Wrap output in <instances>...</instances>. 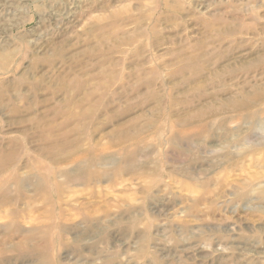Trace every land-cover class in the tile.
Wrapping results in <instances>:
<instances>
[{"label":"rangeland","instance_id":"1","mask_svg":"<svg viewBox=\"0 0 264 264\" xmlns=\"http://www.w3.org/2000/svg\"><path fill=\"white\" fill-rule=\"evenodd\" d=\"M263 111L264 0H0V264H264Z\"/></svg>","mask_w":264,"mask_h":264},{"label":"bare ground","instance_id":"2","mask_svg":"<svg viewBox=\"0 0 264 264\" xmlns=\"http://www.w3.org/2000/svg\"><path fill=\"white\" fill-rule=\"evenodd\" d=\"M263 110V109H262ZM250 112V111H249ZM250 115V114H249ZM248 115V116H249ZM262 115H264V111L262 112ZM252 117H253V115H251L250 117H248L247 118V120L248 119H252ZM261 117V116H260ZM256 119V118H255ZM176 130H178V129H176ZM182 134H185V130H183L182 131ZM174 139V138H173ZM179 139V138H178ZM260 139H261V141H263L264 142V136H260ZM243 140V139H242ZM139 148V147H138ZM83 156V155H82ZM84 157V156H83ZM82 157V158H83ZM133 156H131V154H130V157H128V159H131ZM80 159V158H79ZM78 159V160H79ZM102 160H103V158H98V157H95L92 161H84V163H86L85 164V166H95V165H97L98 163H100V161L102 162ZM77 161V160H76ZM106 161V160H105ZM72 163V162H71ZM70 165V164H69ZM2 167V166H1ZM6 168V167H5ZM2 170V169H1ZM123 170V168H121V171ZM82 171V172H81ZM85 171V169L83 170V168H82V166L80 165V166H78L77 165V169L75 170V171H69V172H64V178L66 179V181H65V183L66 184H69V182H71V179L72 180H74V181H78V182H80L81 181V179H82V177H83V172ZM88 171V170H87ZM2 173V172H1ZM82 173V174H81ZM94 174V173H93ZM95 175V174H94ZM105 174L104 173H102V172H97V174L95 175V176H91V178H94L95 180H103L104 178H105ZM90 177V176H89ZM4 181V180H3ZM116 182V181H115ZM4 183V182H3ZM11 184H13V183H11ZM10 184V185H11ZM19 184H20V186H19V188L20 187H22V185L23 184H21V182H19ZM7 185V184H6ZM14 185V184H13ZM55 185V184H54ZM36 186V185H35ZM4 187V186H3ZM3 187H1L2 189H3ZM8 187V186H7ZM52 187V186H51ZM23 188V187H22ZM10 190V189H9ZM64 191V190H63ZM2 192V191H1ZM0 192V193H1ZM54 192V191H53ZM56 192V191H55ZM50 193V192H49ZM22 194H23V192L22 193H20L19 195L20 196H22ZM55 194V193H54ZM59 195V194H58ZM22 198V197H21ZM23 200V199H22ZM12 201V198H11V195H10V193H6V192H3V193H1L0 194V207L2 206V204H7L8 202H11ZM16 201V200H15ZM14 204H15V202H14ZM7 206V205H6ZM13 213V212H12ZM17 232V231H16ZM12 238V237H11ZM1 241V240H0ZM3 241V240H2ZM1 241V242H2ZM26 242H28V240H25ZM25 244V243H24ZM23 244V245H24ZM29 245V244H28ZM26 246H27V244H26ZM25 247V246H24ZM32 247V246H31ZM1 254H3V251L2 250H0V255Z\"/></svg>","mask_w":264,"mask_h":264}]
</instances>
